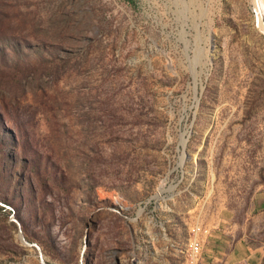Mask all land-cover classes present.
Segmentation results:
<instances>
[{
    "label": "rangeland",
    "instance_id": "1",
    "mask_svg": "<svg viewBox=\"0 0 264 264\" xmlns=\"http://www.w3.org/2000/svg\"><path fill=\"white\" fill-rule=\"evenodd\" d=\"M263 187L264 0H0V264L264 244Z\"/></svg>",
    "mask_w": 264,
    "mask_h": 264
},
{
    "label": "crops",
    "instance_id": "2",
    "mask_svg": "<svg viewBox=\"0 0 264 264\" xmlns=\"http://www.w3.org/2000/svg\"><path fill=\"white\" fill-rule=\"evenodd\" d=\"M258 195V206H264V187ZM199 264H264V244H251L246 239L244 224L221 209L204 234Z\"/></svg>",
    "mask_w": 264,
    "mask_h": 264
},
{
    "label": "built area",
    "instance_id": "3",
    "mask_svg": "<svg viewBox=\"0 0 264 264\" xmlns=\"http://www.w3.org/2000/svg\"><path fill=\"white\" fill-rule=\"evenodd\" d=\"M198 226L192 228V247L189 251V258L187 264H199V258L201 255V248L205 237H201L197 234Z\"/></svg>",
    "mask_w": 264,
    "mask_h": 264
},
{
    "label": "trees",
    "instance_id": "4",
    "mask_svg": "<svg viewBox=\"0 0 264 264\" xmlns=\"http://www.w3.org/2000/svg\"><path fill=\"white\" fill-rule=\"evenodd\" d=\"M6 157H12L10 154L9 155H7ZM10 181H8V183H9ZM8 183H7V185H8ZM12 183V182H11ZM18 184H20V183H22V179L21 178H19V181L17 182ZM12 185V184H11ZM10 185V186H11ZM16 190H17V188L15 187V184H14V187L12 186L11 187V189H10V192H11V194L14 196V195H16V193L17 192H20V186L18 187V190H17V192H16ZM20 195H21V193H20ZM16 217H17V215H16ZM20 218V217H19Z\"/></svg>",
    "mask_w": 264,
    "mask_h": 264
},
{
    "label": "bare ground",
    "instance_id": "5",
    "mask_svg": "<svg viewBox=\"0 0 264 264\" xmlns=\"http://www.w3.org/2000/svg\"><path fill=\"white\" fill-rule=\"evenodd\" d=\"M257 3H258V2H257ZM257 5H258V4H257ZM257 5L255 6V9L257 10V13H258V15H259V14H260V12H258V10H259V9H257V8H258V6H257ZM259 16H260V15H259Z\"/></svg>",
    "mask_w": 264,
    "mask_h": 264
}]
</instances>
